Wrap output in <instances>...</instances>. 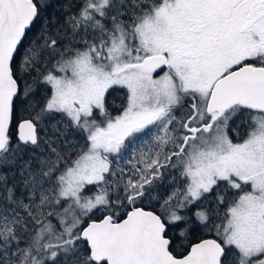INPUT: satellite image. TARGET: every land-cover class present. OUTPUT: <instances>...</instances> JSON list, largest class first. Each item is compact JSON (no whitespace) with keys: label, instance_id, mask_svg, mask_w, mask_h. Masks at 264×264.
Here are the masks:
<instances>
[{"label":"rangeland","instance_id":"rangeland-1","mask_svg":"<svg viewBox=\"0 0 264 264\" xmlns=\"http://www.w3.org/2000/svg\"><path fill=\"white\" fill-rule=\"evenodd\" d=\"M99 1L100 5H105L106 0ZM211 1L216 0H162L153 10L141 16L142 19L132 22L128 29L119 23L115 25V31L107 38L108 42L101 41L99 47H95L96 54L101 59L100 63L97 64L90 53H83L57 66L55 72L48 74L46 81L52 90L47 108L57 117H37L44 130L39 133L40 145L37 150L41 153L46 151L44 158L52 162L51 166L58 171L51 172L53 168L47 167L50 170L47 174L33 171L29 175L24 173L27 185L31 186L26 201H22L24 202L22 207L27 210L26 214L29 216L21 212V218H18L19 212L4 213L0 223L4 235L10 234L15 223L23 220L32 223L40 221L46 215L59 214L60 221L64 224L63 230L69 231L67 235L69 238H75L77 228L82 227L86 217L95 215L97 210L118 209L115 207L119 205L117 199H120V196H114L115 190L109 188L114 181L103 174L111 155L82 151L73 156L79 151L55 146L54 137L48 135V125L67 120L75 124L78 115L85 113L88 102L98 100L102 89L108 83L115 82L117 77L118 81L130 80L129 72L132 68L127 65L132 61L141 62L146 51L155 49L152 42L147 46L146 43L150 39H154L156 34H175L184 27L183 24L194 21V18L202 21L209 11ZM107 7L106 5V11ZM103 10L102 7L98 9L100 17L105 15ZM100 17L94 19L98 25L103 23ZM181 35L183 34H180V37H183ZM38 50L39 46L28 48L32 55ZM149 81V78L144 76L142 81L144 85L141 84V87L147 88L146 86L150 85ZM207 93L208 91L202 93L203 97L197 107L199 117L196 122L206 118ZM169 96L175 99L172 93ZM240 110L239 107H234L226 113L224 117L226 122L232 123L240 114ZM246 115L250 127L246 128L248 134L243 143L242 141L236 142L235 145L228 143L224 140L226 135L223 134L221 127L214 128L211 133H200L186 157L181 160L185 179L183 184L179 182L184 195L180 203L189 207L204 199L213 183L227 184L228 202L221 200L216 211L212 210L217 212L218 208L222 209L219 211L220 219L216 216L217 220L212 222L214 232L224 246L239 253L240 264H264V259L255 258L264 252V114L246 112ZM58 160L68 165L66 169L57 164ZM111 160L113 161V158ZM160 160H166L164 153H122L114 158L122 169L141 165L146 172ZM45 174L51 175V178L42 182L39 177L46 179ZM115 186L119 189V186ZM202 217H207V214L203 213ZM203 218L202 220H205ZM66 219L70 220V223H66ZM167 220L174 223L171 215H167ZM179 220L191 228L197 219L193 220L185 212ZM30 228L25 230L29 232ZM184 236L186 243L190 242L191 237H188L187 231ZM58 239L55 224L46 222L29 238L26 251L18 250L21 252L19 257L21 261L18 264H29L33 261L35 264H41L55 257L59 260L68 252L67 247H62L61 255L50 251L44 257H35L32 260L29 258V255L37 256V252L42 249L53 247ZM13 255L18 254L14 252Z\"/></svg>","mask_w":264,"mask_h":264},{"label":"flooded vegetation","instance_id":"flooded-vegetation-1","mask_svg":"<svg viewBox=\"0 0 264 264\" xmlns=\"http://www.w3.org/2000/svg\"><path fill=\"white\" fill-rule=\"evenodd\" d=\"M194 19L183 24L175 34H156L146 43L148 46L152 42L155 49L144 51L146 54L141 62L128 63L132 68L129 81H118L117 77L102 89L98 100L88 102L85 113L78 115L75 124L69 120L62 123L71 134L65 148L110 154L109 159L113 161L109 160L103 174L115 182L125 177L131 186L127 198L129 208L127 211L113 210L116 216L110 215L114 221L125 218L133 208L146 209L144 206L149 201L158 202L160 208L184 196L179 187V182L183 184L185 179L181 160L200 133H211L214 128L221 127L226 135L224 140L234 145L243 143L248 134L246 128L250 125L246 113L227 123L225 114L234 107L222 113H209L207 105L215 83L223 76L246 65L264 67V0L211 1L205 18L202 21ZM138 20L133 17L129 22ZM154 55L166 56V65L159 70L148 67L147 60ZM144 76L150 80L147 88L141 87ZM207 91L206 118L196 122L198 104L202 93ZM135 121L141 122L125 135L116 134L122 124ZM148 152L164 153L166 160L155 163L148 172L141 165L122 169L114 161L118 154ZM216 186L217 183H213L207 193ZM154 212L167 225L168 232L169 225L162 214ZM170 213L177 222L184 212L174 210ZM167 232L171 248L173 239ZM182 246L179 244L178 248Z\"/></svg>","mask_w":264,"mask_h":264},{"label":"trees","instance_id":"trees-1","mask_svg":"<svg viewBox=\"0 0 264 264\" xmlns=\"http://www.w3.org/2000/svg\"><path fill=\"white\" fill-rule=\"evenodd\" d=\"M32 1L38 9L37 16L26 31L24 39L11 64L13 76L19 85V93L13 102L9 143L6 149L0 153V223L3 214L6 212L10 214L19 212L17 214L18 218H21L22 213L25 216H29L26 214L27 210H24L22 207L24 203L22 201H26L25 199L31 186L27 185V178H25L24 173L29 175L33 171L39 173L45 172L47 174L50 171L47 167L53 168L51 172L58 171L54 166H51L52 162L44 158L45 154H47L46 151L41 153L37 150L40 140L36 145L32 146L23 145L17 139V126L21 120L31 118L38 125L39 133H42L44 130L41 128L37 117L53 115L52 111L47 108V102L52 90L50 84L46 81L48 74L55 72L57 66L67 63L83 53H90L94 61L97 64L100 63L101 59L98 58L95 47L98 48L101 41L104 43L108 42L107 38L111 37L115 31V25L119 23L128 29L132 26L129 22V19L133 18L132 16L138 20L149 10H153L161 0H106L105 5H100L99 0ZM106 5L108 6L107 11ZM93 6L98 7L93 8ZM100 7L105 11V15L101 17L98 12ZM99 17L103 21L100 25L94 20ZM94 27H97V29ZM31 46H39L40 50L35 55H32L28 51V48ZM239 108L241 109L240 114L246 112L250 114L258 113L242 107ZM48 127V135L54 137L55 146L67 149L65 148V143L71 136L70 131L67 130L68 128L62 123L48 125ZM66 131L68 134H65ZM80 153L81 151L76 154L74 153L73 156ZM57 162L63 169H66L68 166L67 164L64 165L62 160H58ZM39 178L42 182L43 180L46 182L47 178H51V175H46V179H43L41 176ZM126 182L127 179L121 177L116 182L114 181V184L119 186V189L113 183L109 185V188L115 190H110L115 192L116 195L114 196H120V199H117L119 205L115 208L118 207V209L122 208L127 211L129 208L127 198L131 186H128ZM226 187L227 184L219 183L210 193L205 195L204 199L189 207H186L185 204L181 205V199L179 201H168L165 206H161L160 208L158 207V202H147V205L144 207L161 213L169 225L167 235L173 239V245L170 248L171 252L183 255L188 251L192 243L207 237L220 240L214 232L212 222L217 220L216 216L217 218L220 217L222 209L218 208L217 212H213L212 210L216 211V207H219L218 204L221 200L228 202L226 196L229 195L226 192ZM63 209L61 210L63 211ZM174 210L187 212L193 220H197H195L196 222L191 228L186 224L184 225L181 220L171 223L167 220L166 216L171 215L170 212ZM201 213H206L207 217L203 218ZM105 214H111L113 217L116 216L112 209L97 210L95 211V215L84 219L82 227L90 220L100 219ZM59 216V214H49L40 221L30 223L27 220H23L20 223H15V227L7 236L0 229V248L4 249H0V264H18L21 261L19 258L21 252L18 250L26 251L29 238L46 222H53L55 224L59 239L53 247L51 246L49 249H42L37 252V256L29 255L31 260L35 257H44L50 251L56 255H61L62 247H67L68 252H65V255L60 257L59 260L55 257L47 259L45 263L41 264H96L90 258L87 243L80 238L82 227L77 228L75 238H69L67 236L69 231L63 230L64 224L61 223ZM202 218L205 220H202ZM66 223H70V220H67ZM29 227L31 228L28 232L25 229H29ZM186 231L188 232V237H191L188 243H186V237L184 236ZM179 244L183 245L181 249L178 248ZM225 248L226 255L223 257L222 263L240 264L239 253L235 252L233 248L226 246ZM14 252H17V257L13 255ZM255 258L258 260L264 259V252L256 255ZM29 264L35 263L33 261Z\"/></svg>","mask_w":264,"mask_h":264},{"label":"water","instance_id":"water-1","mask_svg":"<svg viewBox=\"0 0 264 264\" xmlns=\"http://www.w3.org/2000/svg\"><path fill=\"white\" fill-rule=\"evenodd\" d=\"M37 10L32 0H0V153L9 143L13 102L19 93L11 64ZM147 63L149 69L159 70L166 65V56H151ZM238 104L264 114V67L246 65L219 79L207 111L222 113ZM140 122L122 124L116 134L125 135ZM17 139L23 145H36V122L31 118L21 120ZM166 232L167 225L158 214L137 207L119 221L110 214L90 220L81 228L80 238L87 243L96 264H223L225 247L218 239L207 237L194 242L184 255L176 257L170 251L171 239Z\"/></svg>","mask_w":264,"mask_h":264}]
</instances>
